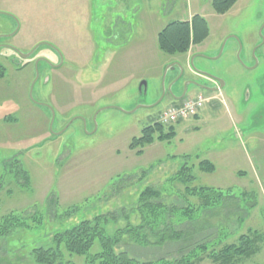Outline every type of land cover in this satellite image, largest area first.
I'll return each mask as SVG.
<instances>
[{"label":"rangeland","instance_id":"obj_1","mask_svg":"<svg viewBox=\"0 0 264 264\" xmlns=\"http://www.w3.org/2000/svg\"><path fill=\"white\" fill-rule=\"evenodd\" d=\"M195 14L207 20L209 35L193 53L215 55L227 38L217 59L195 58V68L223 85L195 90L215 98L197 117L181 119L172 139L136 154L129 143L168 106L164 97L149 107L175 74L157 33ZM262 24L264 0H237L224 14L214 12L211 0H0V218L42 216L37 226L0 236V264H33L31 250L50 246L55 232L96 214L129 212L145 187L158 189L157 201L166 206L196 204L182 183L171 181L182 165L194 176L187 186L230 190L197 218V226L209 221L217 231L206 227L192 242L212 240L217 249L254 230L264 236V46L256 51V68L246 69L245 54L261 38ZM232 36L244 46L241 62ZM33 47L21 62L20 54ZM26 62L36 69L20 70ZM202 159L215 170H201ZM122 176L130 178L116 182ZM70 207L75 212L64 217ZM138 221L130 215L131 223ZM116 226L110 222L107 230ZM133 245L126 250L142 261L175 255L178 247ZM241 264H264V243Z\"/></svg>","mask_w":264,"mask_h":264},{"label":"trees","instance_id":"obj_2","mask_svg":"<svg viewBox=\"0 0 264 264\" xmlns=\"http://www.w3.org/2000/svg\"><path fill=\"white\" fill-rule=\"evenodd\" d=\"M237 0H212L211 6L217 14L227 12ZM208 35L205 19L199 15L191 17L190 21L175 20L168 23L157 37L160 51L169 54H181L188 50L190 44H197ZM0 65V77L2 71ZM178 123V122H177ZM175 136V124L164 125L157 120L144 126L139 136L133 137L129 143L131 150L141 154L144 146L155 141H169ZM198 167L205 172H212L214 165L206 159L198 162ZM191 167L182 165L171 178L184 185L188 195L197 197L196 204L176 207L166 206L160 199L161 192L153 187H145L138 194L137 204L129 212L125 207L119 210L96 214L92 218L80 219L75 225L57 231L52 236L51 245L36 247L30 252L33 264H200L209 260L214 264H241L243 259L255 255L264 243V236L255 230L240 234L235 242L224 243L219 248H214L212 240L192 242L193 236L203 231L206 227L217 231V226H210L209 221L197 226V218L204 210L210 211L224 198V192L230 191L213 187H189L187 184L194 179ZM23 177L24 171H20ZM130 176H122L116 182ZM27 178V177H26ZM118 192V190H117ZM50 199L49 202H53ZM56 203V202H55ZM50 206V205H49ZM53 207L55 204L52 205ZM75 207L63 211V216H71ZM74 210V212H73ZM137 214L139 221L130 222V215ZM41 215L34 213L28 218L7 214L0 218V236H5L14 228H29L41 223ZM123 219L125 224L118 225V220ZM117 226L109 232L108 223ZM134 244L141 249L177 245L175 255H166L146 259L144 261L132 256L125 246ZM82 257V262H74L72 257Z\"/></svg>","mask_w":264,"mask_h":264},{"label":"flooded vegetation","instance_id":"obj_3","mask_svg":"<svg viewBox=\"0 0 264 264\" xmlns=\"http://www.w3.org/2000/svg\"><path fill=\"white\" fill-rule=\"evenodd\" d=\"M232 38L234 39V43L236 45V49H235L236 54H237V51L239 50V43L241 45V48L239 51V56H240L243 52L244 46L240 40H237L236 38H234V36H232ZM223 41H222V43H223ZM226 41H227V39L225 40V42ZM225 42H224V44H225ZM263 46H264V41H262V37H261L258 41H256L250 47V49L247 51V53H245V54H247L249 60L251 61V63L246 67L247 70H251L253 68H256L259 65V56L257 55L256 51ZM32 49H35V48L33 47ZM32 49L28 50L27 53H29ZM222 49H223V47H222ZM253 49H254V53H252ZM192 50H193L192 46H189V48L186 52L181 53V54L172 55L174 58L171 60L172 63L170 64L169 67H170V69L175 70V74L171 79L170 91H168V89H164L163 93L161 92V96H160L161 98L159 97L157 99V101H155V103H156L155 105L160 103L164 97H166V99L168 100V103H167L168 106L174 105V104H169V103L170 102H182L186 98H193V96L200 94V93H196L197 91L195 92V90H199V89L205 90L204 88H202L204 86L218 87L220 85V82L211 78V76H215L217 78H218V76L212 74L211 72L199 71L197 68H195V58H196V56H199V57L208 58V59L213 60V58H216L217 55L219 54L221 47H220V49H217V52L215 55H211V56L205 55L206 52L201 51V50H198L199 52L197 51L196 53H193ZM29 56H27L25 58H28ZM25 58L20 56V61L23 62ZM13 59H14V57L11 59H8V60L11 63H14ZM45 61H49V58L45 57ZM21 64L22 65L19 66L20 70L23 68H26L28 66V64H30V63L26 62V63H21ZM55 64H57V63H54L53 66H57ZM185 64L187 65L188 70H186ZM31 65H32L33 70H34V68L36 69V63H35V65H34V63H32ZM1 73H2V77H3V72L1 71ZM33 74H34V71H33ZM220 89H218L216 91H219ZM206 91H208V90H206ZM193 93H195V94L192 96L191 94H193ZM200 95L203 96L202 94H200ZM153 104H151V105H153ZM155 105H153V106H155ZM153 106H151V107H153Z\"/></svg>","mask_w":264,"mask_h":264},{"label":"built area","instance_id":"obj_4","mask_svg":"<svg viewBox=\"0 0 264 264\" xmlns=\"http://www.w3.org/2000/svg\"><path fill=\"white\" fill-rule=\"evenodd\" d=\"M204 98L200 94L186 98L180 105L167 106L159 116V122L164 125L173 124L181 119L190 117L203 105Z\"/></svg>","mask_w":264,"mask_h":264},{"label":"water","instance_id":"obj_5","mask_svg":"<svg viewBox=\"0 0 264 264\" xmlns=\"http://www.w3.org/2000/svg\"><path fill=\"white\" fill-rule=\"evenodd\" d=\"M263 26H264V24H262V26H261L260 29H259V34H260L261 37H262V41H264V37L262 36V32H261ZM226 39H227V38H226ZM226 39H225V40H226ZM225 40L223 41V43H222V45H221V50H222V47H223V45H224ZM34 48H36V47H34ZM240 48H241V45H240V43H239V50L237 51L236 56H237V59L241 62V59L239 58V51H240ZM33 50H34V49H32L29 53L20 54V56L25 58V57L29 56V55L33 52ZM221 50H220L219 54L217 55V57L220 56ZM17 52H18V51H17ZM252 53H254V49L252 50ZM253 55H254V54H253ZM217 57H216V58H217ZM216 58H213V59H216ZM211 78L214 79V80H216V81H218V82H220V85H219L218 87H207V86H204V87H202V88H204L205 90H208V91H216V90L220 89V88L222 87V85H223V84H222V81H221L219 78L215 77V76H211ZM143 85H144V86H143ZM170 86H171V84H170ZM170 86H169V88H168V91H170ZM142 87H144V89H145V81H142V82L140 83V85H139V90H141ZM163 91H164V89H163V87H162V93H163ZM160 98H161V97H160ZM155 104H156V103H154L153 105H155ZM153 105H150L149 107H151V106H153Z\"/></svg>","mask_w":264,"mask_h":264},{"label":"crops","instance_id":"obj_6","mask_svg":"<svg viewBox=\"0 0 264 264\" xmlns=\"http://www.w3.org/2000/svg\"><path fill=\"white\" fill-rule=\"evenodd\" d=\"M211 1H212V0H211ZM212 9H213V8H212ZM214 12H215V11H214ZM195 15H199V14H195ZM192 16H194V15H192ZM192 16H190V17L188 18V20H186V21H190ZM199 16H200V15H199ZM201 17H203V16H201ZM203 18H204V17H203ZM204 19H205V18H204ZM205 21H206V23H207V27H208V35H209V25H208V22H207L206 19H205ZM169 23H170V22H169ZM166 25H167V24H166ZM166 25H165V26H166ZM165 26H164V27H165ZM164 27H163V28H164ZM163 28H161V29L159 30V32H160ZM159 32H158V33H159ZM158 33H157V37H158ZM208 35L206 36V38L208 37ZM206 38H205V39H206ZM205 39H203V40H205ZM203 40H202V41H203ZM202 41H201V42H202ZM201 42H199V43H197V44H190V46H192V48H193V46L198 45V44H200ZM158 49H159V48H158ZM161 52H162V51H161ZM163 53H164V52H163ZM165 55L172 57L171 59L174 58L172 55H169V54H166V53H165ZM27 67L32 68V65H28ZM32 70H33V68H32ZM30 71H31V70H30ZM30 76H31V77L33 76V74H32L31 72H30ZM212 84H213V83H212ZM214 98H215V95H210V96H207V97L205 96V99H206V100H210V99H214ZM206 100H205V101H206ZM179 103H180V102H170L169 104L177 105V104H179ZM202 107H203V106H202ZM202 107H201V108H202ZM198 110H199V109H198ZM197 113H198V111H197ZM197 113H196V115H195L194 117H197ZM3 120H4V121H10L11 119H10L9 117H8V118L5 117ZM210 162H211V161H210ZM213 165H214V164H213ZM214 167H215V165H214ZM214 170H215V168H214ZM214 170H213V171H214Z\"/></svg>","mask_w":264,"mask_h":264}]
</instances>
